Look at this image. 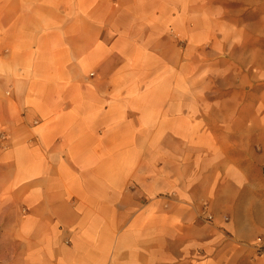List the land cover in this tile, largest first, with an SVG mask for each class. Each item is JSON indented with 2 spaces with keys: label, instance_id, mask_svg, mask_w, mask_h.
Here are the masks:
<instances>
[{
  "label": "crops",
  "instance_id": "1",
  "mask_svg": "<svg viewBox=\"0 0 264 264\" xmlns=\"http://www.w3.org/2000/svg\"><path fill=\"white\" fill-rule=\"evenodd\" d=\"M152 2L0 0L4 264H264L252 243L264 234V206H256L252 221L246 199L257 187L245 184L264 175V146L254 157L245 108L237 119L226 108L224 132L213 137L186 122L182 92L160 118L162 107L149 103L148 93L130 96L133 85H147L151 66L147 45L133 40L130 12L143 5L134 13L146 21L145 4ZM239 57L226 61L230 88L248 83L249 60ZM129 112L138 127H127L166 137L159 155L144 157L161 162V191L168 195L161 200L150 183L125 191L121 173L106 171L121 159V114Z\"/></svg>",
  "mask_w": 264,
  "mask_h": 264
},
{
  "label": "rangeland",
  "instance_id": "2",
  "mask_svg": "<svg viewBox=\"0 0 264 264\" xmlns=\"http://www.w3.org/2000/svg\"><path fill=\"white\" fill-rule=\"evenodd\" d=\"M145 5L146 21L137 18L138 12L143 11V5H132L134 10L130 14L135 25L132 37L136 43L147 45V60L151 66L146 71L147 85H133L130 96L148 93L149 103H158L162 107L158 114L160 118L163 108L176 102L174 98L182 92L183 100L179 102L184 103L186 122H198L200 134L213 137L224 132L219 127L226 122V108H233L234 119H237V111L244 107L250 126L249 146L254 151V157L257 156L261 146H264V75L256 73L257 61L261 62L264 70V0H190L185 5L178 0H153ZM2 6L4 3H0V8ZM113 7L122 9L121 5ZM242 52L249 60L248 83L242 88H237L234 83L231 89L226 83V61L233 60L235 63L241 59ZM180 62H184L183 66ZM115 66L116 63H112L105 67L103 74H109ZM134 76L132 74L131 78ZM89 77L94 75L90 73ZM231 91L244 92L246 98L230 96ZM3 101L4 89L0 86V117H3ZM121 104H124L123 101ZM193 104L196 105L195 113ZM136 117L131 112L121 114V159L117 165L107 164L106 171L108 174L121 173L120 187L125 191L145 188L150 183L152 191L158 190L154 198L161 200L168 196L161 191V162L154 157L147 163L144 157L159 155L161 140L166 137L155 131L134 130V126L138 127ZM139 123L141 128H146L142 121ZM127 124L134 126L127 127ZM2 127L4 125L0 123V176L4 172L1 159L6 139L4 131L7 133ZM144 138L148 140L146 145L135 147L138 140L144 143ZM109 139L112 140V136ZM260 177L258 181L249 179L245 183L248 189L257 187V193L248 194L246 199L253 208L250 211L252 221H256V206H264V175ZM2 180L0 204L4 202ZM138 201L142 205L147 203L145 198H138ZM203 207H206L205 204ZM12 226L16 227V221ZM263 239L264 234L259 233L252 243L264 254L261 249ZM0 264L4 262L0 260Z\"/></svg>",
  "mask_w": 264,
  "mask_h": 264
},
{
  "label": "built area",
  "instance_id": "3",
  "mask_svg": "<svg viewBox=\"0 0 264 264\" xmlns=\"http://www.w3.org/2000/svg\"><path fill=\"white\" fill-rule=\"evenodd\" d=\"M4 138H5V137H4ZM203 214H204V212H203ZM205 220H206V221H210L211 218H210L209 216H207V217L205 218Z\"/></svg>",
  "mask_w": 264,
  "mask_h": 264
}]
</instances>
